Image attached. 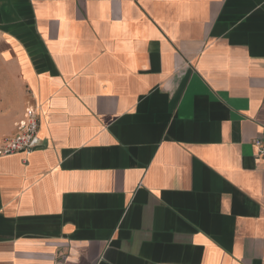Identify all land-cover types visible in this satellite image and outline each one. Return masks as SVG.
<instances>
[{"label":"crops","instance_id":"obj_1","mask_svg":"<svg viewBox=\"0 0 264 264\" xmlns=\"http://www.w3.org/2000/svg\"><path fill=\"white\" fill-rule=\"evenodd\" d=\"M0 264H264V0H0Z\"/></svg>","mask_w":264,"mask_h":264},{"label":"built area","instance_id":"obj_2","mask_svg":"<svg viewBox=\"0 0 264 264\" xmlns=\"http://www.w3.org/2000/svg\"><path fill=\"white\" fill-rule=\"evenodd\" d=\"M38 130L39 106L34 102L24 109L22 119L16 123V133L1 142L0 156L14 153L27 154L37 149L41 144ZM252 145L255 147L257 155L264 157V143L259 139H255Z\"/></svg>","mask_w":264,"mask_h":264}]
</instances>
